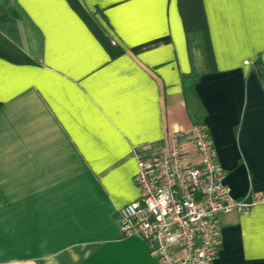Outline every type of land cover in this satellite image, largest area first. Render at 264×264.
<instances>
[{
  "label": "crops",
  "instance_id": "0c3cea01",
  "mask_svg": "<svg viewBox=\"0 0 264 264\" xmlns=\"http://www.w3.org/2000/svg\"><path fill=\"white\" fill-rule=\"evenodd\" d=\"M201 7L205 36L181 0H0V32L33 60L0 58V264H159L119 209L139 195L134 150L193 124L234 197L264 194V5ZM218 223L212 264H264V202Z\"/></svg>",
  "mask_w": 264,
  "mask_h": 264
},
{
  "label": "built area",
  "instance_id": "2783aa9c",
  "mask_svg": "<svg viewBox=\"0 0 264 264\" xmlns=\"http://www.w3.org/2000/svg\"><path fill=\"white\" fill-rule=\"evenodd\" d=\"M184 139L193 143L195 164L184 158ZM134 155L139 195L119 209L120 229L124 237L142 238L159 264H212L219 244L218 216L231 211L246 214L264 202V194H231L201 124L173 133L170 143L150 156L135 150Z\"/></svg>",
  "mask_w": 264,
  "mask_h": 264
},
{
  "label": "trees",
  "instance_id": "16d2710c",
  "mask_svg": "<svg viewBox=\"0 0 264 264\" xmlns=\"http://www.w3.org/2000/svg\"><path fill=\"white\" fill-rule=\"evenodd\" d=\"M201 0H181V11L186 20L188 29H194L197 33L205 36V24L201 15ZM102 40L106 42L105 38L100 34ZM110 53L114 56L119 54L121 50L114 48L112 45H108ZM0 58H3L9 62L15 64H28L33 60L19 48L13 41L7 38L0 32ZM183 79H185L183 77ZM197 80V76L191 78L190 83H194ZM1 105V104H0Z\"/></svg>",
  "mask_w": 264,
  "mask_h": 264
},
{
  "label": "snow or ice",
  "instance_id": "6c2138e0",
  "mask_svg": "<svg viewBox=\"0 0 264 264\" xmlns=\"http://www.w3.org/2000/svg\"><path fill=\"white\" fill-rule=\"evenodd\" d=\"M259 2L261 3V5H264V0H259Z\"/></svg>",
  "mask_w": 264,
  "mask_h": 264
}]
</instances>
